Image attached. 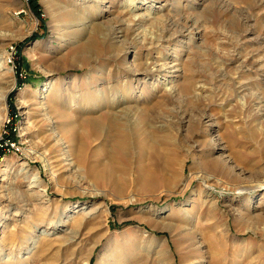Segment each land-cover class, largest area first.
<instances>
[{
  "label": "rangeland",
  "instance_id": "1",
  "mask_svg": "<svg viewBox=\"0 0 264 264\" xmlns=\"http://www.w3.org/2000/svg\"><path fill=\"white\" fill-rule=\"evenodd\" d=\"M108 86L126 150L84 133ZM113 262L264 264V0H0V264Z\"/></svg>",
  "mask_w": 264,
  "mask_h": 264
},
{
  "label": "bare ground",
  "instance_id": "2",
  "mask_svg": "<svg viewBox=\"0 0 264 264\" xmlns=\"http://www.w3.org/2000/svg\"><path fill=\"white\" fill-rule=\"evenodd\" d=\"M129 5H131V3ZM131 9L134 12L136 10H138L137 7L131 8ZM127 10L129 12L132 11V10H129V9H127ZM133 18H134V20H137V19H139V20L141 19L142 20L143 19V17H139V16L138 17L135 16ZM141 20H140V22H141ZM102 30H104V29H102ZM118 30L121 31V32L123 31L122 27L119 28ZM100 31L101 30L96 28L94 30V33H100ZM113 33H114V31H113ZM100 35L102 36V40H103L102 42H104L105 39L110 36L109 33H104L103 34L102 32L100 33ZM92 48L93 47H91L88 42H85L77 50H79L78 53H86V52L87 53H91V52L93 53L94 51H92ZM111 48L113 50L117 51V48L112 46V45H111ZM93 50H94V48H93ZM107 50L109 51V49H107ZM93 55H94V53H93ZM89 59H91V57H89ZM151 63H150L149 60H144V61L141 62V66L144 68L143 74L145 76H149V77H156L157 74L163 70V69H161L162 66H159V64H155V62H154V63H152L153 64L152 69H149V65H151ZM114 90L115 89H114L113 86H108L106 88V90L99 89L94 95L98 99L97 103L94 104V100L91 103V105H88V103H84L83 106H85L84 110H86V111L83 110V112L85 114L93 115L96 112H99L101 110H107V113H106L107 115L105 114L107 116V118L105 119L106 120V124L103 125L102 124V122H103L102 120H101L102 122H99V118L100 117H98V116H100V115L98 114L97 119L91 118V119H89L87 121L85 120L86 121V130L84 131V133L88 134V135H91V136H95V137L96 136H98V137L100 136V137H102V141L108 143L109 145H111L113 147H116L118 149H121V150H126V149H128L131 146L130 141L132 142L134 131H137L138 132L137 135H139L140 137L145 135V131L143 129H141L142 126L138 122V117L140 116V118L142 120V119L146 118V115H144V113H140L139 109L137 108V106H134V107H122L118 111H115V110L114 111L113 110L109 111L110 109H107V108H109L110 106L112 107L113 105L116 106L118 104L116 102L118 97L116 95V92H114ZM79 104H81V103L79 102ZM79 104L77 106H79ZM78 109H80V107L76 108V110H78ZM79 126L80 125L75 126L73 124V126H71L70 130L66 131V133L70 134L74 138H79V135L82 136V133H80V131H79V129H80ZM135 139H137V138H135ZM148 139L149 138H143L138 143L139 144V148L143 152H146V153H149V154L155 153L156 152V148H155V146L153 144H151V142ZM103 151L106 154L109 153L108 152V148L106 150H103ZM158 151H159V149H158ZM177 157H179V156H177ZM169 158H170V156H169ZM113 161H111V163L106 164L104 166L101 165L102 173L105 174V175L107 174L108 177H110V176L113 177L112 178L113 182L111 181L112 183H114V181H116L117 174L123 175V176H128L129 175V170H128V168L126 166H124V165L121 166L120 165L119 167H115L112 164ZM136 164H137V173H138V185L140 186V185H144V184L149 183L151 181V174L148 171L149 169L147 170V167L143 165L144 164V160L142 159V157L139 158L138 163L136 162ZM95 166H97V165H91V170L92 169L95 170ZM112 264H114V262Z\"/></svg>",
  "mask_w": 264,
  "mask_h": 264
}]
</instances>
